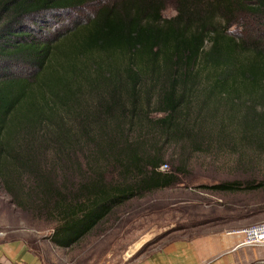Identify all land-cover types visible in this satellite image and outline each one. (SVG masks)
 I'll list each match as a JSON object with an SVG mask.
<instances>
[{"label": "trees", "instance_id": "obj_1", "mask_svg": "<svg viewBox=\"0 0 264 264\" xmlns=\"http://www.w3.org/2000/svg\"><path fill=\"white\" fill-rule=\"evenodd\" d=\"M255 22L264 0H0V181L12 202L49 218L51 241L69 248L130 201L182 183L184 166L163 151L172 137L200 147L207 116L193 123L219 97L264 103V37L234 29ZM256 109L240 120L250 144L264 136ZM24 241L42 256L39 240Z\"/></svg>", "mask_w": 264, "mask_h": 264}, {"label": "rangeland", "instance_id": "obj_2", "mask_svg": "<svg viewBox=\"0 0 264 264\" xmlns=\"http://www.w3.org/2000/svg\"><path fill=\"white\" fill-rule=\"evenodd\" d=\"M175 13V8L171 6L165 15L173 16ZM52 29L55 27L48 31ZM234 29L243 35L249 32L256 35L260 32L264 37V25L260 27L256 22L254 26L246 24L242 27L240 24ZM253 97L241 93L240 100L227 102L226 97L222 96L218 100L220 105H212L216 109L206 112L204 109L202 119L193 123L200 124L207 116V124L205 126L204 123L202 133H199V140L203 142L200 147L197 148L186 137H172L163 146L167 159L184 166L182 183L130 201L100 227V231L109 230L116 238L119 236L113 247L116 255H119L118 260L125 258L129 252L131 255L133 251L135 257L144 256L156 250L161 244L159 242L164 243L173 237L191 236L202 230L206 233L212 231V228H248L264 223V188L255 187L258 182L264 181V136L255 142V137L261 133L252 132L254 138L250 144L243 138L245 132L240 124L246 109L250 111V107H253L257 108V112H263L264 103L258 100L252 103ZM203 99L202 94L197 96L193 116ZM205 128L209 132L207 143ZM229 180L253 184L250 189L235 192L216 191L206 187ZM131 211L143 216L137 222L139 224L134 220L131 224L128 223L130 218H134V214L129 215ZM53 226L46 216L18 208L0 181V243L39 240L43 258H51L53 264L60 259L63 262L64 253L71 256L77 249L56 246L49 237ZM155 241L159 242L154 243ZM259 250L264 252V248Z\"/></svg>", "mask_w": 264, "mask_h": 264}, {"label": "crops", "instance_id": "obj_3", "mask_svg": "<svg viewBox=\"0 0 264 264\" xmlns=\"http://www.w3.org/2000/svg\"><path fill=\"white\" fill-rule=\"evenodd\" d=\"M133 211L129 212L130 214ZM139 213L130 218L136 223L142 220ZM139 224V223H137ZM244 227H225L198 232L191 236L173 237L162 240L160 246L147 254L134 256L135 251L123 259H117L115 235L100 228L89 233L71 248L77 249L71 256L64 257L56 264H260L264 262V252L260 248L245 247L241 243ZM124 233V231H123ZM123 237V234H122ZM153 243V244H154ZM132 245V244H131ZM130 246V245H128ZM139 248V247H138ZM69 249V248H67ZM51 259V258H50ZM50 259L35 254L24 240H12L0 243V264H53Z\"/></svg>", "mask_w": 264, "mask_h": 264}, {"label": "built area", "instance_id": "obj_4", "mask_svg": "<svg viewBox=\"0 0 264 264\" xmlns=\"http://www.w3.org/2000/svg\"><path fill=\"white\" fill-rule=\"evenodd\" d=\"M168 165H163L162 169L166 170ZM244 240L241 243L245 247H262L264 246V223L250 226L242 229Z\"/></svg>", "mask_w": 264, "mask_h": 264}]
</instances>
